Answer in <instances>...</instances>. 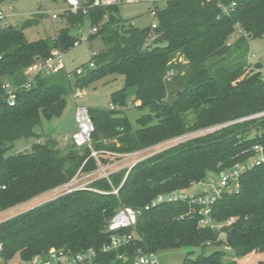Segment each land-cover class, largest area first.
Listing matches in <instances>:
<instances>
[{
  "label": "trees",
  "instance_id": "trees-1",
  "mask_svg": "<svg viewBox=\"0 0 264 264\" xmlns=\"http://www.w3.org/2000/svg\"><path fill=\"white\" fill-rule=\"evenodd\" d=\"M119 6L86 7L85 13L67 10L62 14L66 26L54 37L27 40L23 30L30 21L0 29V211L10 212L81 173L94 172L100 162L107 163V152L149 151L187 132L232 123L156 152L128 172L121 169L92 180L87 189L60 194L1 222L0 259L18 255L29 261L46 257L50 248L72 255L92 250V264H134L140 251L158 254L206 245L230 247L239 258L264 253V161L242 172L238 189L224 192L212 204L209 216L220 228L200 226L198 208L187 214L190 206L185 201L144 209L158 195L187 190L208 174L216 177L222 170L251 162L255 145L264 152V114L246 119L264 112V74L244 71L250 40L264 34V0H167L157 11L155 28L137 27L121 18ZM86 26L96 28L87 41L98 38L102 43L91 56L94 67L72 82L63 71L38 76L29 89H18L9 105L2 83H25L28 66L54 48H72ZM237 27L246 36L229 42ZM177 52L187 61V72L179 95L165 101L164 77ZM108 75L124 79L110 95L109 104L119 108H88L94 126L90 148H77L71 141L60 148L54 138H47L32 143L29 151L6 155L16 140L37 138L35 128L43 119L63 113L67 93ZM129 98L148 110L138 118L137 128L122 110ZM106 140L113 143L104 144ZM121 205L142 209L136 237L104 251L109 243L107 222ZM230 218L233 221L225 224ZM225 255L218 248L176 264H236L224 262Z\"/></svg>",
  "mask_w": 264,
  "mask_h": 264
},
{
  "label": "rangeland",
  "instance_id": "rangeland-1",
  "mask_svg": "<svg viewBox=\"0 0 264 264\" xmlns=\"http://www.w3.org/2000/svg\"><path fill=\"white\" fill-rule=\"evenodd\" d=\"M153 4L149 0H140L134 3H122L119 6V13L121 18L129 20L137 27H144L150 25L154 18L150 14V9ZM12 8L10 12V23L14 27H20L26 21H30V25L26 26L23 30L25 37L29 41L37 40L43 37H54L61 28L66 26L65 19L62 14L65 13V0H5L0 3V8L8 13V9ZM160 7H164V3L160 4ZM65 9V10H64ZM57 14L56 19H52V15ZM82 33L88 34L90 28L88 26L80 29ZM239 28H236L234 37L229 41L235 40L240 36ZM102 48L100 39L94 38L90 41H82L78 46L72 47L64 51V64L67 72L73 71L75 68L82 64H88L91 60V56L96 51ZM187 61L180 53H174L168 64L167 72L164 77V82L167 88V96L165 101H172L177 92L183 86V80L187 72ZM258 65V66H257ZM260 70L264 74V34L259 38H254L249 42V50L247 54V66L244 68L245 72ZM72 82V81H70ZM124 84V79L120 75H108L101 79H98L90 83L87 87L79 88L81 95L73 98L72 94L75 90L65 95L66 105L63 113L58 117H53L49 120L43 119L41 126L35 128V132L38 134L37 138L18 139L13 143V146L6 152V155H10L19 151H29L31 144L34 142H45L47 138H54L58 147L64 148L70 143L69 140H63L64 136H70L75 130L76 124L74 121V109L75 104H81L87 108H108L110 103V95L113 91L121 88ZM116 109L119 107L114 105ZM123 112L128 117L131 125L137 128L138 118L148 112L146 108L141 109L133 104L132 99L129 98L126 106L122 108ZM189 136L188 134L184 137ZM104 144L113 143L112 140L103 141ZM110 157H108L109 155ZM108 156H104L107 159V163H101L92 173H81L75 177V182L67 188H62L60 191L42 194L32 201L23 204L22 206L15 207L10 212L0 211V223L14 217L28 208L41 204L45 201L51 200L56 196L68 192L71 188L83 186L85 187L90 181L108 175L110 173L125 169L129 170L131 162L126 161L128 159H122L120 153L109 152ZM97 154H95L94 157ZM217 182V178L211 174H208L203 180L202 184H194L184 193L197 194L209 188L210 185ZM66 187V186H65ZM52 193V194H50ZM28 204V206H27ZM26 205V206H25ZM222 249L226 255L223 261L228 263L233 261V251L231 248H225L224 246L206 245L204 248H189L184 247L176 250H165L157 254L160 264H176L184 260L186 256L194 258L200 252L209 254L216 249ZM190 251H193L189 254ZM245 256H247L245 258ZM243 257H236L238 261L236 264H256L264 259V255H260L256 252H251ZM23 261L18 255H15L12 259L4 261L0 259V264H23Z\"/></svg>",
  "mask_w": 264,
  "mask_h": 264
},
{
  "label": "built area",
  "instance_id": "built-area-1",
  "mask_svg": "<svg viewBox=\"0 0 264 264\" xmlns=\"http://www.w3.org/2000/svg\"><path fill=\"white\" fill-rule=\"evenodd\" d=\"M139 1L140 0H93L91 3H88L86 0H65L66 10L65 9L64 10L65 11L68 10L74 13L79 9H82L83 13H85L87 10L86 7L89 8L95 6L120 5L124 2L134 3ZM149 1L153 4L152 8L150 9V14L154 18V21H152L150 25L152 28H155L157 24L156 22L157 11L161 8L160 4L164 3L165 5L167 0H149ZM206 1H212V0H206ZM232 6H234V3L230 5V7ZM222 9L223 11H227L228 7H222ZM11 11L12 9L9 8L8 13H6L0 8V29H7L8 27L11 26V23L9 22L8 19L10 17ZM56 18H57V14H53L52 19H56ZM239 30L241 33L240 35L243 34L246 36V34L240 28ZM95 31L96 28H91L89 30V33H94ZM87 36L88 34L82 33L79 39L73 42V47L78 46L82 41H87ZM63 57H64V50L60 48H54L51 50L48 57H46L45 59H36L30 66H28V68L26 69L27 79L25 83L19 86H14L8 81H4L1 87L3 90V95L5 96V99L8 102V104L13 105L14 95L16 91L18 89H29L32 83L34 82L35 78L38 76H46L57 71H63L66 73L67 79L69 81H72L76 75L81 76L85 73L86 69H91L94 67V63L90 61L88 64H86L85 67L81 65L75 68L73 71L67 72L65 70ZM78 95H81V92L78 89H75L74 93L72 94L73 98H75ZM109 108L115 109V106L109 104ZM263 114L264 112L247 117L246 119ZM74 121L76 124L75 130L71 133L70 136H64L63 140L71 141L77 148L80 147L90 148L91 135L94 130V126L92 119L89 115L88 108L86 106L81 104H75ZM221 126H224V124L212 126L209 128L200 129L192 132H187L176 138H172L162 143H159L149 148V151H147L148 149H144L130 153H123L120 154V156L122 157V159H128L126 161L129 162L132 161L130 164H128L130 169L140 160L156 152L174 146L180 142L186 141L200 134L209 132L211 130H215ZM187 134L189 136L184 137ZM253 149L256 151V154L251 162L239 163L231 168L222 170L216 176L217 182L210 185L208 189L202 191L201 193L188 194V193H184L181 190H177L171 192L170 194L158 195L148 205H146L144 209H149L150 207H153L162 202L185 201L190 206L189 213L187 214L195 213L196 208H198L197 213L201 216L198 222L200 226L209 225L212 228L213 227L220 228L221 225L215 224L209 216L211 211V206L218 198H220L223 195L224 192H230L232 190L238 189L239 180L242 172L252 167L253 165H258L264 161V152L262 147L260 145H255L253 146ZM95 154H96L95 151H91L92 156H95ZM107 176L108 175H105L103 177H107ZM75 177L71 179L68 183L51 190V192L60 191L62 188H67V186H71L73 184L72 182H75L74 180ZM202 182L203 181H200L197 184L201 185ZM78 189H87V187H85V185L74 187L71 188L68 192ZM113 192L116 193L117 190H114ZM141 212L142 209L140 208L135 209L125 205H121L116 210V212L109 219L106 225V232L109 233V243L107 246L103 248L104 251L118 248L119 246L128 243L130 240L136 237L135 227ZM232 221L233 218H230L229 220L226 221L225 224H230ZM123 229L124 230L128 229L129 232H121ZM220 237L224 239V233H221ZM1 248L2 246L0 244V250ZM225 248H230V247H225ZM94 255L95 253L92 250L83 251L72 255L68 251H64L62 249L50 248V250L48 251V255L46 257L34 256L29 261H23L22 263L23 264H92ZM246 257L247 256H245V258ZM233 261H238V259L234 256ZM134 264H160V261L157 254L140 251L135 258Z\"/></svg>",
  "mask_w": 264,
  "mask_h": 264
},
{
  "label": "water",
  "instance_id": "water-1",
  "mask_svg": "<svg viewBox=\"0 0 264 264\" xmlns=\"http://www.w3.org/2000/svg\"><path fill=\"white\" fill-rule=\"evenodd\" d=\"M177 95H179V92L177 93ZM230 123H232V122H230ZM230 123H226L224 125H227V124H230ZM261 262H263V261H259L257 264H260Z\"/></svg>",
  "mask_w": 264,
  "mask_h": 264
},
{
  "label": "crops",
  "instance_id": "crops-1",
  "mask_svg": "<svg viewBox=\"0 0 264 264\" xmlns=\"http://www.w3.org/2000/svg\"><path fill=\"white\" fill-rule=\"evenodd\" d=\"M11 8V7H10ZM12 9V8H11ZM8 19H10V17L8 18ZM9 22H10V20H9ZM260 255H264V253H262V254H260ZM262 261H264V259L262 258Z\"/></svg>",
  "mask_w": 264,
  "mask_h": 264
}]
</instances>
